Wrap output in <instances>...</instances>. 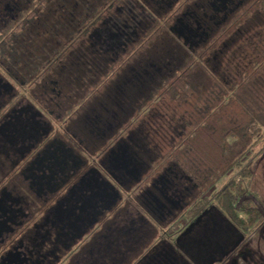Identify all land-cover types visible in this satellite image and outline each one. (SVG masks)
I'll use <instances>...</instances> for the list:
<instances>
[{
	"label": "flooded vegetation",
	"instance_id": "af4514ba",
	"mask_svg": "<svg viewBox=\"0 0 264 264\" xmlns=\"http://www.w3.org/2000/svg\"><path fill=\"white\" fill-rule=\"evenodd\" d=\"M244 1L102 0L109 8L77 18L57 0H0V264H201L180 239L203 228L209 205L198 207L199 187L162 161L139 118L184 63L138 58L136 44L159 23L199 59ZM57 12L68 26L41 24ZM41 29L56 40L26 66L24 36ZM223 242L208 264L243 236Z\"/></svg>",
	"mask_w": 264,
	"mask_h": 264
},
{
	"label": "trees",
	"instance_id": "16d2710c",
	"mask_svg": "<svg viewBox=\"0 0 264 264\" xmlns=\"http://www.w3.org/2000/svg\"><path fill=\"white\" fill-rule=\"evenodd\" d=\"M80 1L82 2L84 0ZM97 1L98 2L95 5L96 10L112 7L116 2V0H104L105 3L107 2L110 5L105 6L101 2L102 0ZM87 2L89 1L87 0ZM68 3L67 0L57 8L63 7L62 9L65 11H71L74 15H77L78 11H80V7H72L71 10H68L66 8H71V6H67ZM250 3L254 8L264 7V0H251ZM86 5L89 9L92 3L89 5L86 3ZM246 13L247 12L240 11L232 21L231 26L228 27V29H224L218 37H216L217 35L214 37L210 47L201 49L200 53L197 55L199 59L195 58L196 55L193 56L188 54L189 57L187 58V61H185L184 66L179 70V78H181L179 83L171 85L168 88L170 93H173V91L177 90L179 87L177 84L183 86L181 93H173L172 96L175 98L176 102L187 104L188 93L195 91V84L190 79V76L196 67H200L203 71H208V73L205 74L211 82L214 83V87H216L219 92V95H216L217 97L212 99L211 102H207L201 107L196 105L197 107L195 106V108L191 109L193 110L192 112L187 111L184 113L185 115L190 116L189 120L192 123V127L186 133L183 141L181 138H177V140L175 137L172 138L171 148L164 150L166 155L162 158V161L174 162L182 167V169L190 175L194 183L197 184L200 189L199 197L196 199L199 203L198 207L202 208L203 206L209 205L207 213L203 215L201 220L204 225L203 228L200 226L194 227L190 233L182 235L180 239V242L184 244V248L190 255L191 260H197L201 264H208L212 259L222 256L219 244L223 245L224 240L229 239L231 246L235 247L239 239L244 235L243 231L253 227L261 214L259 209L253 204L252 200L245 196V186L243 183L244 180L252 175V171L248 167H242V163L245 154L244 152L248 147L247 144H250L254 133L258 129L264 128V80H262L260 84L257 83L258 80L256 81V77L260 74V71L264 66V50L262 53L260 52L261 54L259 53L251 63L244 64L241 69L237 68L236 74H231V70L228 68L229 64L225 65L221 78H218L210 68L207 67L206 61L204 62L208 51L214 48V46L217 47L219 44L221 45V48H218L217 50L219 55L225 51L223 46L227 41L226 37L232 30L233 26L242 22L240 19ZM79 15L81 14L79 13ZM70 18V13L68 12H64L63 14L57 12L49 18H45V21L41 24H45L46 26L51 25L55 30L59 31L65 26H68ZM151 27L152 28L148 29L146 35L137 41L136 45L138 50L147 49L151 44L150 42L154 41L160 33H163L162 30L164 28L161 24H153ZM55 40L56 38L53 36V31L49 32L41 29L39 35L35 33H26L23 46L20 49L22 57L24 58V64L31 67L35 66V64L33 65V62L35 59L39 58L36 57V54H49L50 48L53 46L52 44H54ZM230 58L231 55H228V61L231 60ZM66 82L68 84V81ZM76 83L77 82L74 81L70 86L78 89L79 86H77ZM70 86L68 85L67 87ZM246 86L254 88L252 92L255 97H257V102L261 99V107L257 108L256 111H253L255 109L253 107L252 109L249 107L247 108L245 106L247 105V101L245 98L242 99L239 95V92H246V89H248ZM154 96L156 97V94H154ZM221 101L224 102L220 103ZM214 102H216V104H213ZM231 103L240 106L242 113H244L248 119L242 122L241 119L236 118V120H234L236 125L227 129L220 126L218 127L222 133L221 136L223 135L222 139L226 137L228 139H223V143L219 146L218 150L220 152V159L216 163V160L214 162L209 155L201 154L202 152L199 151V147L195 140L199 137L201 131H209L210 128L215 127L212 124L215 119H212V116H214L215 113L217 116L216 124H221L223 122L221 115L224 110H222V108ZM180 120L182 121V119ZM229 139L232 140L229 141ZM153 147L155 149V145H153ZM185 148H187V150H185ZM238 169V175H240L238 179L229 177L233 171ZM256 177V183L263 184L261 178H258V176ZM222 179H225L223 184L218 191L215 192L213 199H210L212 191L215 190L216 185L219 184ZM239 199H242V203L241 207L237 208L236 204ZM159 232L160 230H158V233ZM216 243L217 246H215ZM199 248L201 254L197 253ZM214 248L216 254L214 256H209V250Z\"/></svg>",
	"mask_w": 264,
	"mask_h": 264
},
{
	"label": "rangeland",
	"instance_id": "374dc122",
	"mask_svg": "<svg viewBox=\"0 0 264 264\" xmlns=\"http://www.w3.org/2000/svg\"><path fill=\"white\" fill-rule=\"evenodd\" d=\"M66 1L67 0H57L56 8L61 6L62 3H65ZM84 1L68 0L69 3L67 6H71V8L66 9L71 10L72 7H80V11H78L76 15L77 18H80L79 13L81 14L87 8L86 3H88V5L92 3L89 10H93L98 2L97 0H88L89 2H87V0ZM250 2L251 0L244 1L242 11L247 13L241 17L240 20L242 22L240 21V24L233 26L232 30L226 37L227 41L223 46L225 51L219 55V52L217 51L218 48H221V45L219 44L217 47L214 46V48L209 50L208 54L205 56L209 58V60L206 61L207 67H209L218 78L222 77V71L225 68V65L229 64L228 68L231 70V74H236L237 68L241 69L244 64L251 63L255 60V57L264 50V7L254 8ZM62 8L63 7H59L57 9ZM224 28L228 29V27ZM222 32L223 30L218 33L216 32V37H218ZM172 35L173 34L168 32L160 33L154 41L150 42L151 44L147 49H137L136 56L138 58L143 56L152 58L169 57L172 60L173 58H176L178 61H182L180 64L185 63L189 55L187 54L185 48L175 43L176 41L172 38ZM228 55H231L230 61L227 59ZM42 56L44 55H40L38 53L36 54V57ZM178 64L179 62L176 63V66H178ZM205 73H208V71L205 72L200 67H196V69L192 72L190 79L196 83L194 87L195 91L188 93L187 104L176 102L175 98L172 96V92H162V90H159L156 93V97H151L150 103L153 104V107L146 109L139 115V118L141 117V119L143 118V120H145L143 121V129L148 135V142L158 146L155 147L157 152H164V150L171 148L173 137H175L176 140L177 138H181L183 141L186 133L192 127V123L189 120L190 116L185 115V112H192L193 110L191 109L195 108L196 105L201 107L207 102H211L212 99H215L219 95L218 89L214 87V83L211 82ZM257 80V83L259 84L262 80H264V66L262 67L260 74L256 77V81ZM61 83L64 86L67 84L66 81ZM65 87L68 88L67 86ZM70 87H72L71 90L76 89L73 86ZM249 87H247L248 89H246V92H239V95L242 99L245 98L247 101V105H245L247 108L249 107L252 109L253 107L255 108L253 111H256L257 108L261 107V99L257 102V97H255L252 92L254 88L251 86ZM223 102L224 101H221L220 103ZM213 104H216V102ZM222 110H224L221 115L223 122L221 124H216L217 116L215 113L214 116H212V119L215 118V123L214 121L212 123L215 127L212 126L213 128H210L209 131H201V134L195 140L197 142V146L199 147V151L202 152L201 154H206L207 156L209 155L214 162L216 160V163L220 159V152L218 150L219 146L223 143V139H228L227 137L222 139L223 135L221 136L222 133L218 127L220 126L227 129L236 125V122H234L236 118L241 119L242 122L248 119L244 113H242L241 107L235 103L229 104L228 106L222 108ZM180 119H182V121ZM231 140L232 139H229V141ZM247 145L248 147L246 148L243 156L242 167H248L252 171V175H250L248 179L244 180L243 184L245 186V196L252 200L253 204L259 209L261 214L253 227L243 231V242L237 251L232 253L221 264H264V128L258 129L254 133L250 144L248 143ZM185 150H187V148H185ZM238 171L239 169L233 171L229 177L238 179L240 176L238 175ZM256 176L261 178L263 184L256 183ZM224 180L225 179H222L220 183L216 185L215 190H213L210 195V199H213L215 192L218 191ZM241 203L242 199H239L236 204L237 208L241 207Z\"/></svg>",
	"mask_w": 264,
	"mask_h": 264
}]
</instances>
